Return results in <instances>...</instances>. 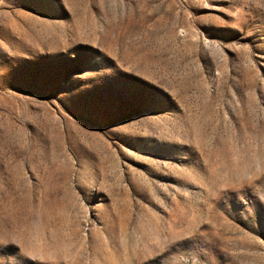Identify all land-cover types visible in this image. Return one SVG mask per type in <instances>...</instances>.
Masks as SVG:
<instances>
[{
  "label": "rangeland",
  "instance_id": "374dc122",
  "mask_svg": "<svg viewBox=\"0 0 264 264\" xmlns=\"http://www.w3.org/2000/svg\"><path fill=\"white\" fill-rule=\"evenodd\" d=\"M0 264H264V0H0Z\"/></svg>",
  "mask_w": 264,
  "mask_h": 264
}]
</instances>
